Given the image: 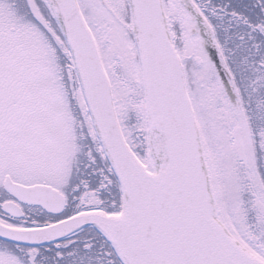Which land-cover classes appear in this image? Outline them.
<instances>
[{
  "label": "snow or ice",
  "instance_id": "obj_1",
  "mask_svg": "<svg viewBox=\"0 0 264 264\" xmlns=\"http://www.w3.org/2000/svg\"><path fill=\"white\" fill-rule=\"evenodd\" d=\"M0 264H264V0H0Z\"/></svg>",
  "mask_w": 264,
  "mask_h": 264
}]
</instances>
